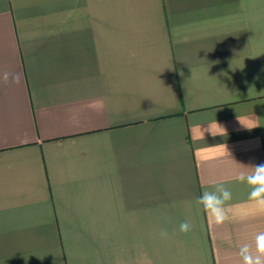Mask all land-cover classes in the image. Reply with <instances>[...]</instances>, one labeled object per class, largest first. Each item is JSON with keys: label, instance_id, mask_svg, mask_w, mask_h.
Masks as SVG:
<instances>
[{"label": "crops", "instance_id": "crops-1", "mask_svg": "<svg viewBox=\"0 0 264 264\" xmlns=\"http://www.w3.org/2000/svg\"><path fill=\"white\" fill-rule=\"evenodd\" d=\"M260 163L264 0H0V264H241Z\"/></svg>", "mask_w": 264, "mask_h": 264}, {"label": "clouds", "instance_id": "clouds-1", "mask_svg": "<svg viewBox=\"0 0 264 264\" xmlns=\"http://www.w3.org/2000/svg\"><path fill=\"white\" fill-rule=\"evenodd\" d=\"M8 78V74L5 73V82L8 81ZM92 107H97V105H92ZM218 127L222 128L220 125ZM224 147L225 154H229L227 146ZM253 169L250 174L240 172L237 180L249 187L248 201L253 204V207L259 213L264 214V163L254 165ZM231 199V191L223 183H219L214 186L213 191H204L197 198V203L202 207L210 224L223 225L231 219L225 207ZM191 229L192 225L189 222H182L179 225V231L183 234L189 233ZM160 236L161 238H167L166 228H161ZM254 240V248L249 244H243L239 248L238 255L241 264H264V231L257 233Z\"/></svg>", "mask_w": 264, "mask_h": 264}]
</instances>
